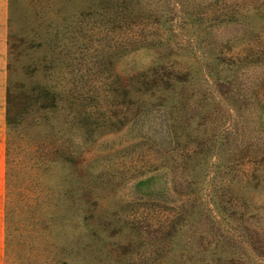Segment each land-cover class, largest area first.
Wrapping results in <instances>:
<instances>
[{
    "label": "rangeland",
    "instance_id": "rangeland-1",
    "mask_svg": "<svg viewBox=\"0 0 264 264\" xmlns=\"http://www.w3.org/2000/svg\"><path fill=\"white\" fill-rule=\"evenodd\" d=\"M5 264H264V0H8Z\"/></svg>",
    "mask_w": 264,
    "mask_h": 264
},
{
    "label": "crops",
    "instance_id": "crops-1",
    "mask_svg": "<svg viewBox=\"0 0 264 264\" xmlns=\"http://www.w3.org/2000/svg\"><path fill=\"white\" fill-rule=\"evenodd\" d=\"M7 26L8 0H0V264H5Z\"/></svg>",
    "mask_w": 264,
    "mask_h": 264
},
{
    "label": "trees",
    "instance_id": "trees-1",
    "mask_svg": "<svg viewBox=\"0 0 264 264\" xmlns=\"http://www.w3.org/2000/svg\"><path fill=\"white\" fill-rule=\"evenodd\" d=\"M8 121H7V91H6V125H7Z\"/></svg>",
    "mask_w": 264,
    "mask_h": 264
}]
</instances>
